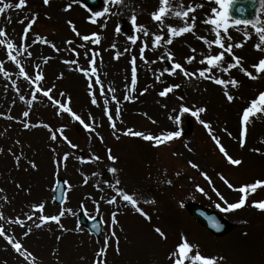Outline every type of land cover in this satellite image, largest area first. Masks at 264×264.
<instances>
[{
  "label": "rangeland",
  "instance_id": "374dc122",
  "mask_svg": "<svg viewBox=\"0 0 264 264\" xmlns=\"http://www.w3.org/2000/svg\"><path fill=\"white\" fill-rule=\"evenodd\" d=\"M100 1L99 6L88 9L80 0H49L47 5L44 0H26L22 8L15 7L19 0H0V7L4 3L13 5L0 13V28L17 45V58L33 78L37 71H42L44 79L40 85L52 89V100L42 92L37 93L29 106L26 101L32 98L35 86L18 74L19 68L7 59L6 48L0 46V60L10 74L5 77L0 73V113H3L0 115V213L3 214L0 225L7 235L32 252L35 264H93L98 259H105L107 264H172L169 254L182 234L202 254L217 257L218 264H264V211L252 206V201L264 200V187L250 193L246 205L234 211H224L226 204L216 195L220 192L229 203L239 199L240 193L230 189L221 176L235 187L264 179V113L250 118L246 143L241 147L239 142L242 110L264 91V73H256L252 67L264 57V43L250 25L231 20L227 33L222 32L225 44H233V53L241 58V65L257 79H250L239 67L223 72L231 60L226 53L225 62L209 74L226 81L235 78L239 85L235 88L230 83L218 85L200 77L197 71L208 67L206 62L201 63L206 55L221 51L211 43L216 37L213 26L204 23L213 18V8L219 9L214 0H173L163 25L150 15L160 6L159 0ZM69 4L72 7L65 10ZM189 5L195 8L188 18V23H192L191 17H195L194 29L172 37V43H167V26H184V20L172 13L186 11ZM104 7L109 12L89 18L92 12L103 11ZM33 13L36 21L23 41L27 52L21 51L19 37ZM68 21L75 25L79 36ZM258 21L264 27V8ZM140 25L147 29L148 36L140 30ZM93 33L98 35L99 43L82 39L83 35ZM245 33L250 38L245 39ZM37 34L48 43H33ZM153 34L164 37L155 47ZM130 36H135L136 41L129 39ZM258 43L260 50L255 48ZM236 44L242 47H235ZM142 47L144 59H141ZM28 52L33 55L29 56ZM97 53L99 85L95 83L96 76L91 73L85 76L78 70L90 67L88 60ZM189 56L195 57L190 63L186 59ZM133 57L137 68L135 86L131 83ZM174 62L196 75L185 76L180 70L175 75L165 72ZM170 85L180 87L161 96L159 93ZM113 88L115 92L110 90ZM225 89L235 97L233 101L226 99ZM92 94L97 104L91 102ZM125 94L130 99L125 100ZM20 96L25 100L21 101ZM69 97L68 106L90 128L67 112L57 114L59 109L53 101L67 103ZM105 101L107 114L103 111ZM181 105L206 111L199 113L198 119L191 111L182 112ZM24 111H29L28 117L22 115ZM200 119L211 124L212 132L229 155L242 161L240 165L227 161ZM25 121L33 126L24 128ZM129 129L153 136L169 131H179L181 135L157 146L154 141L127 135ZM53 135L57 137L55 140ZM65 136L77 147H71ZM109 154L115 159H110ZM189 161L198 167L193 168ZM105 170L110 175L108 181L102 177ZM57 178L68 183L64 202L54 205L53 187ZM118 188L135 193L139 206L150 219L124 202ZM113 196L116 202L109 203ZM153 200L155 203H151ZM39 203L45 205L44 215L64 212L59 224L48 221L39 228L35 226L40 223V212L31 206ZM188 203L219 213L229 223V231L222 236L212 235L189 214ZM79 208L88 217L102 219L104 227L99 238L79 226ZM113 213H116L115 224ZM17 218L24 221L23 227L14 223ZM156 227L164 231L166 238L155 232ZM29 228L31 231L24 236ZM105 239L109 242L106 254L97 257ZM0 264H32V261L21 257L0 236Z\"/></svg>",
  "mask_w": 264,
  "mask_h": 264
},
{
  "label": "snow or ice",
  "instance_id": "6c2138e0",
  "mask_svg": "<svg viewBox=\"0 0 264 264\" xmlns=\"http://www.w3.org/2000/svg\"><path fill=\"white\" fill-rule=\"evenodd\" d=\"M107 2H109V0H106V3ZM110 2L111 3H120L121 0H110ZM172 2H173V0H159L160 6L150 14L152 19L154 21L159 22L161 25H163L165 16L168 15L169 12L171 11L170 5L172 4ZM214 2H215V4L219 5V9L213 8L212 9L213 18L209 19V20H205L204 23L210 24L213 26V29L216 31V37L211 43L218 46V48L221 49V51H219L217 54L206 55L204 57V60L201 61V63L203 64L206 62L208 67L200 68L197 71L199 73V76L202 78L213 80L218 85H226V84L230 83L231 86L233 88H235V87H238V85H239V81L236 80L235 78H232L230 81H226L224 79L217 78V77L209 74L212 72L213 68H217L220 66V64L225 62L226 53L228 56L231 57V60L227 62V67H224L222 69L223 72H228L230 69L239 67L240 71H242L250 79H257V76L253 75L252 72L248 71L246 68H244L241 65V58L236 56L233 53V44L229 43L226 45L225 40L222 37V32L227 33V31L230 27L231 17L229 16V13L227 11V6L232 2V0H214ZM48 3H49V0H44L45 5H47ZM260 3L262 6H264V0H260ZM25 4H26V0H19V3H17L15 5V7L16 8H22L25 6ZM11 7H13L12 4L4 3L3 6L0 7V13H3L5 9L11 8ZM71 7H72V5L69 4L66 6L65 10H68ZM198 7H202V5H198ZM238 10L243 11V8L241 7ZM194 11H195V8H193L191 5H189L186 11H174L172 13L176 17L182 18L184 20V26L177 28V27H174L172 25H168L167 26V32H168L167 43H169V44L172 43V37L180 36L184 33L191 32L194 29V27H195V17L194 16L191 17L193 22L188 23L189 13L194 12ZM107 12H109V8L104 7L103 11L92 12L91 17H89V18L92 19L94 17H100V16H103ZM36 18H37L36 14L33 13L32 18L28 21L27 25L23 29V34L19 37V39L21 41V44H20L21 51L27 52V48L24 46L23 41L27 40L28 34H29L32 26L34 25ZM132 20H133V23H135V21H136L135 15H133ZM234 22L236 24L243 23L245 25H250L254 29V31L258 34V38L261 41V43H264V27L259 26L258 18L254 19V20H244V21L235 20ZM21 23H23V21H21ZM68 23L72 27V30L74 32H76V34L79 36L80 33L77 31V29H76L75 25L72 23V21H68ZM117 30L119 31V29H117ZM140 30L143 31L145 36L149 35L147 29L143 25H140ZM0 37H3V39H0V46H3L6 48L7 59L9 61H11L12 63H14L17 68H19L18 74L21 77H23L24 80L28 81L30 84H33L35 86L33 88V91H32V98L27 100L26 103L29 106H31L33 101L36 100V98H37V93H41V92L49 100H52V96H51L52 89L51 88L44 89L40 85V82L44 79L42 71H37L34 78L32 76H30L29 73L25 71V68L21 64L20 60L17 58V54H16L17 45L12 40L8 39L7 33H6L5 29H3V28H0ZM153 37L154 38L152 40V44L154 47L157 46L159 44V42L164 39L163 34H160V35L153 34ZM199 38L204 39V37H199ZM248 38H250L249 34L245 33V39H248ZM82 39L84 41L91 40L92 43H99V37L96 33L91 34V36L83 35ZM129 39H131L133 42L136 41L135 36H130ZM229 39H231V37H229ZM37 42L48 43V41L45 38L41 37L39 34H37L35 39L33 40V43H37ZM67 43H71V42L68 41ZM52 47L55 48L56 46L52 45ZM145 47H146V45H145ZM235 47H242V44H236ZM255 48L257 50H260L261 44H259V43L256 44ZM56 50L59 51V49H56ZM73 51H75V50L73 49ZM193 51H195V50L193 49ZM28 55L32 56L33 53L28 52ZM96 55H98V53L94 54L92 56V58L88 60V64L90 65V67L79 68L78 70L83 72V74L85 76H88L90 73H91V75L96 76L95 83L99 85V84H101V81L97 75V69L95 67ZM116 58L119 59V55H117ZM168 58L171 59L172 58L171 55H169ZM141 59H144V47L141 48ZM186 59L190 63L195 59V57L189 56ZM65 63H76V61H65ZM131 64H132L131 83L133 86H135V84L137 83V68H136V58L135 57L132 58ZM39 67H40L39 65H36L37 69H39ZM252 67L255 69L256 73H264V57L260 58L258 63L253 64ZM176 70H180L181 72H183V74L185 76L196 75V73H189L183 67V65L181 63H178V62H174L172 64L171 68H165L164 69V71L168 72L170 75H175ZM0 73H3V75L5 77H9V75H10L9 72L6 71L4 68V61L3 60H0ZM159 78H160L159 76L156 77L157 80H159ZM13 86H15V81H13ZM179 87H180V85H170V86L164 88V90L161 91L159 94L161 96H165L169 92H171L174 88H179ZM89 88H91V83L89 84ZM110 90L112 92H115L114 88L110 89ZM17 91H19L18 88H17ZM145 91H146V89H145ZM100 92L101 93L104 92L103 87L100 88ZM61 95H63V93H61ZM224 96L226 97V99L229 102H231L235 99V97L233 95H231L230 92L226 89L224 91ZM19 98L21 101L25 100L24 96H20ZM112 99L116 100V97L113 96ZM124 99L128 100V99H130V97L127 94H125ZM70 102H71L70 97L68 98L67 103H62L59 100H54L53 103L56 104L58 109H59L57 114H59L60 111L67 112L72 116V118L74 120L79 121L81 124H83L85 128H90V125L85 124L84 121L81 119V117L78 116L68 106V104H70ZM91 102L93 104H97V99H96L95 94H92V101ZM180 110L182 112H185V113L191 111V114L193 116H196L198 119H199V113L206 111L205 108H197L195 110H191L188 107H185L183 105H181ZM103 111L106 114L108 113L107 101H105ZM261 113H264V91L259 92V94L254 99H251L249 101L248 106L244 107L242 110V113H241L240 118H239V124H240L239 142H240L241 147H243L246 143V136H247V132H248V123L250 121V118L253 116H256L257 114H261ZM0 115H3V113H0ZM22 115L24 117H28L29 111H24L22 113ZM116 115L119 116L118 104L116 107ZM9 118L11 119L12 117H9ZM108 118L110 121L112 120L111 115H109ZM176 119H179V117H177ZM199 122L204 126V128L206 130L209 131V135L211 136L212 140L216 143L217 147L219 148V151L224 155V157L227 159V161L232 165H240L242 163V161L239 159H234L231 155H229L226 148L221 144L219 138L212 132L211 124L209 122L202 120V119H200ZM23 126H24V128H29V127H32L33 125H31L27 121H25L23 123ZM45 127H47V125H45ZM112 127L115 128L114 123L112 124ZM225 131H227V129H225ZM126 134L132 135V136H139V137H143L145 140L154 141L157 146L168 141V140L177 138L181 135V133L179 131H169L166 133H161V135H159V136H153L151 134L146 135L143 132H133L131 129L127 130ZM228 134L231 135V133H228ZM56 138H57L56 135L52 136L53 140H55ZM64 139L68 140V138L66 136L64 137ZM68 143L73 148L77 147V145L72 144V142L70 140H68ZM256 151L258 152L259 149H256ZM67 158H68V153H65V159H67ZM109 158L115 159V157H112L110 154H109ZM18 159L19 158H17V160ZM97 159H98V157H97ZM189 164L193 168L198 167L192 161H189ZM32 166L36 167V165L34 163H32ZM112 171H115V169H112ZM202 175H205V177L207 178L206 174L202 173ZM221 179L224 180V183L227 184V186L230 189H233L234 191L240 193L239 199L236 202L229 203L227 200H225V197L223 195H221L220 192H218V191L216 192V195L219 196L221 200H224V202L226 204L224 211H226V212L227 211H234V210H237V209L244 207L248 201L249 194L254 193L260 187H264V179H256L254 182L242 184L239 187H235L234 185H232L223 176H221ZM65 183L67 184L68 182L65 181ZM116 183H117V185H119L120 182L117 181ZM169 183H170V181H169ZM199 190L201 192L204 191L203 188H200ZM117 192H118V195L121 197V199L124 202L131 205L138 213H140L146 219H150L148 214L139 206V200H138L135 193L129 194L125 190L119 189V188L117 189ZM108 202L109 203L116 202V196H113L112 199L109 200ZM151 203H155V201L153 200V201H151ZM252 206L261 210V211H264V200L252 201ZM31 207L34 210L40 212V215L38 217L40 223L35 225L37 228H39L42 224H44L45 222H48V221H55L59 224L60 217L64 215V212H59L57 215H44L43 214L44 208H45L44 203L33 204ZM27 218H28V220H32V216H28ZM0 219H3L2 213H0ZM14 223L20 225L21 227L24 226V221L19 219V218H17L14 221ZM112 223L113 224L117 223L116 213L112 214ZM213 226L219 227V225L216 224L215 221H213ZM60 227L63 228V225L61 224ZM154 230L161 237L166 238L164 231L160 227H156ZM30 231H31V228H29L28 231L24 232V236H27ZM112 235L115 236L114 231L112 232ZM0 236H3L4 239L7 240V242L12 246V248L21 257H24L26 260L30 259L32 261V264H35V257L33 256L32 252L28 251V249H26L19 240H15L12 236L7 235L3 225H0ZM58 239H59V237H58ZM108 243H109L108 240L105 239L104 246L102 248H100L99 251L96 253L97 257L105 256L106 251H107V247H108ZM116 250H117V252H119L118 246H117ZM169 259L172 261V264H218V258L217 257L207 256V255L202 254L200 252L198 246H194L192 243H190L188 241L187 237L184 236L183 234L181 235L178 243L175 245L173 251L170 252ZM219 259L223 260V257H219ZM93 264H107V262L105 259H98V260H94Z\"/></svg>",
  "mask_w": 264,
  "mask_h": 264
},
{
  "label": "water",
  "instance_id": "95a60500",
  "mask_svg": "<svg viewBox=\"0 0 264 264\" xmlns=\"http://www.w3.org/2000/svg\"><path fill=\"white\" fill-rule=\"evenodd\" d=\"M83 2L88 7H91L99 5L100 0H83ZM241 7L243 8V11L238 10ZM261 7L262 5L260 0H232V2L228 5V13L229 16L235 20H254L257 18L258 9ZM104 177L108 179V175L106 173L104 174ZM54 192V202L60 203L63 200L64 195V184L62 180L57 181ZM188 209L195 219L215 234H222L229 228V225L220 216L206 208L196 204H189ZM213 221H215L219 227H214ZM79 222L97 236L100 234L101 225L99 220H87L80 212Z\"/></svg>",
  "mask_w": 264,
  "mask_h": 264
}]
</instances>
